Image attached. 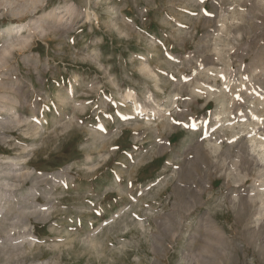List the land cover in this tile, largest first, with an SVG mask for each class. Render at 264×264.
I'll return each instance as SVG.
<instances>
[{"label":"rangeland","instance_id":"374dc122","mask_svg":"<svg viewBox=\"0 0 264 264\" xmlns=\"http://www.w3.org/2000/svg\"><path fill=\"white\" fill-rule=\"evenodd\" d=\"M0 264H264V0H0Z\"/></svg>","mask_w":264,"mask_h":264},{"label":"bare ground","instance_id":"6f19581e","mask_svg":"<svg viewBox=\"0 0 264 264\" xmlns=\"http://www.w3.org/2000/svg\"><path fill=\"white\" fill-rule=\"evenodd\" d=\"M128 96H130V97H131V96H133V95H132V93H129V94H128Z\"/></svg>","mask_w":264,"mask_h":264},{"label":"snow or ice","instance_id":"6c2138e0","mask_svg":"<svg viewBox=\"0 0 264 264\" xmlns=\"http://www.w3.org/2000/svg\"><path fill=\"white\" fill-rule=\"evenodd\" d=\"M117 179H119V177H117Z\"/></svg>","mask_w":264,"mask_h":264}]
</instances>
